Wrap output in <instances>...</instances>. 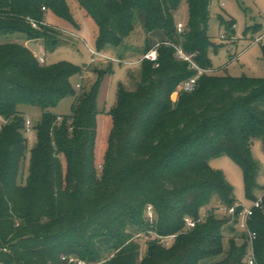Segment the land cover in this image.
Instances as JSON below:
<instances>
[{"label": "trees", "instance_id": "16d2710c", "mask_svg": "<svg viewBox=\"0 0 264 264\" xmlns=\"http://www.w3.org/2000/svg\"><path fill=\"white\" fill-rule=\"evenodd\" d=\"M183 1L77 0L97 25L98 49L122 44L136 16L147 35L161 39L146 41L144 55L159 45L158 61H141L136 89L120 87L107 113L113 126L100 183L94 158L97 100L111 68L96 69L95 84L77 92L72 79L83 75L80 67L41 64L24 44H0V264H76L71 257L87 264H200L222 255L214 264H247V241L238 245L232 238L224 248V227L232 217L218 213L227 214L222 210L238 201L210 160L230 157L243 171L247 197L258 199L260 167L251 148L255 139L264 143V78L203 74L195 91L180 93L174 102L178 86L197 70L167 43L212 71L209 52L219 48L208 35L213 0H185L189 17L180 34L174 13ZM44 8L80 29L67 0H0V36L21 33L27 41L43 39L56 47L49 35L57 31L44 24ZM70 96L71 113L56 114ZM23 106L40 109L41 118L33 127L37 142L28 177L19 182L28 152ZM186 218L197 221L196 227L188 229ZM235 221L232 232L239 230ZM250 228L257 234V263L264 264V195ZM173 235L170 246L159 239Z\"/></svg>", "mask_w": 264, "mask_h": 264}, {"label": "rangeland", "instance_id": "374dc122", "mask_svg": "<svg viewBox=\"0 0 264 264\" xmlns=\"http://www.w3.org/2000/svg\"><path fill=\"white\" fill-rule=\"evenodd\" d=\"M67 3L76 22L80 24L78 31L49 9L44 10L45 23L57 31V33L49 35L50 41H57L56 47L51 43L46 44L43 39L27 41L25 35L21 33L0 36V44L14 42L24 44L35 55L43 56L46 65L70 62L80 67L83 75H77L72 79L77 92L89 90L95 84L98 77L96 69L111 68V72L105 76L101 83L97 100L100 113L97 117L94 158L97 169L96 179L100 183L105 175V155L113 126L112 118L108 117L107 113L116 106L120 87L129 91L136 89L141 79V61L144 57L146 41L148 40L150 45H154L161 39L154 34L147 35L141 20L136 16L134 31L124 39L122 44L108 45L104 49H98L96 45L98 28L95 21L86 16V12L79 7L77 0H67ZM210 13L208 35L211 37L212 43L219 47L217 51L210 49L209 52L215 70L212 74L264 78V0H213ZM188 17V5L184 0L174 13L175 22L186 26ZM231 22L234 23L233 30H231ZM259 37H262L260 43L256 42ZM91 50H95L104 57H98L97 61L92 62ZM179 95L177 93L173 95L174 102L178 101ZM74 101V97H67L54 109V112L60 116L70 114ZM21 109L25 111V117L32 122V126H36L41 118L40 109L30 106H23ZM25 136L28 140V152L19 182H25L28 177L30 151L37 142L36 131L33 128L30 133H25ZM251 152L260 167L257 178L260 188L255 191V196L260 198L264 195V143L261 139L253 141ZM210 166L214 170L224 173L234 189L238 205L243 208L253 206L254 201L247 197L243 171L230 157L223 155L212 158ZM98 187L103 188L104 183ZM215 202L216 200L212 202L211 206L215 205ZM205 211L207 209H204L203 213ZM218 217L229 218V215L218 213ZM232 224L233 218L224 227V248L226 250L232 238L238 245L246 242L241 238L239 233L241 231L237 227L238 231L230 230ZM144 241L143 238L142 243ZM143 250L145 253V247ZM224 257L225 255L209 258L200 264H214ZM108 258L110 255L106 257V259Z\"/></svg>", "mask_w": 264, "mask_h": 264}, {"label": "built area", "instance_id": "2783aa9c", "mask_svg": "<svg viewBox=\"0 0 264 264\" xmlns=\"http://www.w3.org/2000/svg\"><path fill=\"white\" fill-rule=\"evenodd\" d=\"M44 10H45V8H44ZM30 21H31L33 28L39 27L36 22H34L33 20H30ZM44 24L47 25L46 23H44ZM177 28H178V33H180V34L184 33L185 26L183 24L178 23ZM261 41H262V37H259L256 39V42L260 43ZM167 44L172 45L174 47V49L176 50V57L179 60H183V61L190 63L192 68L197 70V75L186 80V81H184V82H182L178 86L177 91L174 94H176V93L180 94V93H184V92L185 93H191V92L195 91L199 77L203 74H212L213 71L200 68L192 60V56H190L186 52H184V50L181 48V46L174 45L171 43H167ZM158 46L159 45H157L155 48H153L151 51H149L147 54H145L143 57V60H149L152 62H157L158 61V51H157ZM91 55L93 56L92 62L97 61L98 57H100V58L104 57L100 53L96 52L95 50H91ZM35 57L38 59V61L41 64L46 63V60L43 56L35 55ZM0 121L3 124H5L4 119L0 118ZM1 128H2V126L0 125V132H1ZM32 128H33L32 122L30 120H27L26 121V132L30 133ZM238 206H240V205H236V206L231 207V208H224L222 211L227 213L228 215H230L233 218V221L236 220L235 222H236L237 228L243 234L246 235V241L248 244L247 264H258L257 260H256V256H255V240L257 238V234L251 230L250 221L254 215V211L256 209H261L263 207V196L258 198L256 201H254L253 206L251 208H243L242 207V210L237 214ZM147 215L151 221L154 220V211H153L152 206L148 207ZM200 221H198V223ZM185 222H186L188 229H193L197 225V221H195L194 219L186 218ZM176 237H177L176 235H173L170 237H159V239L161 240V243L165 244L166 246H170ZM65 259L66 258H64V260ZM69 262L70 263H76V264H87L86 262L81 261V260L74 258V257L69 258Z\"/></svg>", "mask_w": 264, "mask_h": 264}]
</instances>
